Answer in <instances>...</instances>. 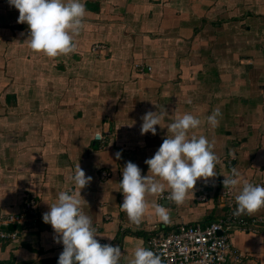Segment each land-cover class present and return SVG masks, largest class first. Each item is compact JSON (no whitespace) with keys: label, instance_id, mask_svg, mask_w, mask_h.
Returning <instances> with one entry per match:
<instances>
[{"label":"crops","instance_id":"1","mask_svg":"<svg viewBox=\"0 0 264 264\" xmlns=\"http://www.w3.org/2000/svg\"><path fill=\"white\" fill-rule=\"evenodd\" d=\"M82 2L87 14L76 51L49 58L28 47L27 24L0 0V215L24 213L36 199L33 222L0 243V264H58L63 244L42 217L61 191H79L70 179L78 164L92 177L81 190L82 211L102 245L120 246V264L146 247L154 225L205 227L222 218V181L233 167L264 186V0ZM97 43L105 49L93 51ZM217 108L222 117L213 128L207 117ZM148 111L164 113L156 135H141ZM186 113L201 121L189 135L214 144L218 176L198 180L181 205L147 196L137 226L120 208L122 170L131 161L148 175L144 161L170 135L167 125ZM163 194L170 195L167 186ZM153 204L167 208V223ZM255 217L264 231V209ZM262 231L231 230L241 264H264Z\"/></svg>","mask_w":264,"mask_h":264},{"label":"clouds","instance_id":"2","mask_svg":"<svg viewBox=\"0 0 264 264\" xmlns=\"http://www.w3.org/2000/svg\"><path fill=\"white\" fill-rule=\"evenodd\" d=\"M9 5L19 11L17 23L27 24L28 47L35 53L56 58L67 56L77 49L76 37L84 29L86 5L82 0H8ZM164 113L148 111L141 119V135L151 132L156 135L155 126L161 125ZM222 117L219 108L207 117L213 128L219 126ZM201 121L191 114L178 116L167 125L170 135L155 152L146 159L148 175L142 176L141 169L129 161L122 170L119 183L123 193L120 205L128 219L139 226L149 207V195H162L165 186L170 189L167 199L176 205L184 203L189 192H193L198 180L207 182L218 176L215 171L220 162L214 152V144L205 136L189 135L198 128ZM116 159L121 153L115 154ZM79 191H61L56 203L43 214V222L50 224L56 234L55 242L63 244L58 264H120L122 251L119 245L101 244L96 237L97 230L92 219L82 211L81 190L90 184L92 177L86 176L78 164L70 177ZM224 189H239L235 196L236 209L233 216L252 215L264 208V186L254 185L242 177L235 167L224 176ZM155 215L167 223L169 211L161 204H153ZM129 264H162L161 256L151 249L140 246L134 251Z\"/></svg>","mask_w":264,"mask_h":264},{"label":"built area","instance_id":"3","mask_svg":"<svg viewBox=\"0 0 264 264\" xmlns=\"http://www.w3.org/2000/svg\"><path fill=\"white\" fill-rule=\"evenodd\" d=\"M105 49V45L97 43L93 51ZM144 73V67L137 65ZM150 69V67H149ZM97 140L105 141L101 133L95 135ZM255 185V184H254ZM237 189L220 191V198L226 207V214L205 227L200 225L179 224L171 230L162 229L154 225L147 239L146 248L161 256L162 264H241V254L234 250L231 230L235 227L247 231H262L257 223L260 220L255 215L233 216L236 209L235 196ZM169 195L162 194L161 198ZM207 194L200 195L198 199L205 200ZM36 215V199L30 198L25 204L24 213H10L0 215V243L17 239L19 233L17 226L33 222ZM253 216L251 222L247 217ZM263 239H264V231Z\"/></svg>","mask_w":264,"mask_h":264},{"label":"trees","instance_id":"4","mask_svg":"<svg viewBox=\"0 0 264 264\" xmlns=\"http://www.w3.org/2000/svg\"><path fill=\"white\" fill-rule=\"evenodd\" d=\"M209 224V223H208Z\"/></svg>","mask_w":264,"mask_h":264}]
</instances>
